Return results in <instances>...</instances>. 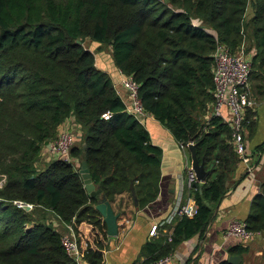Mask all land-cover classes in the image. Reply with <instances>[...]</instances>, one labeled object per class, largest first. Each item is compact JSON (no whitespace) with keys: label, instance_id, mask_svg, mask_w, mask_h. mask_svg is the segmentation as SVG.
<instances>
[{"label":"trees","instance_id":"1","mask_svg":"<svg viewBox=\"0 0 264 264\" xmlns=\"http://www.w3.org/2000/svg\"><path fill=\"white\" fill-rule=\"evenodd\" d=\"M249 7L253 14L246 23ZM247 35L256 49L251 80L263 95L264 0H0V264H77L49 213L72 226L86 264L104 262L106 223L79 167L60 157L38 166L43 144L71 115L83 134L70 155L87 162L110 203L123 193L133 202L131 186L137 208L159 195L162 148L151 143L109 74L95 65L85 37L110 45L115 65L137 84L144 110L180 143L193 139L209 171L190 188L198 213L159 227L143 244V264L203 233L214 214L206 201L220 203L240 160L232 126L212 114L213 53L217 39L236 50ZM253 115L248 107V128ZM246 221L251 230L264 229V194L254 197Z\"/></svg>","mask_w":264,"mask_h":264},{"label":"crops","instance_id":"2","mask_svg":"<svg viewBox=\"0 0 264 264\" xmlns=\"http://www.w3.org/2000/svg\"><path fill=\"white\" fill-rule=\"evenodd\" d=\"M109 52L95 54V65L109 74L127 105L130 101L128 90L120 83L122 75L113 61L111 48ZM252 88L254 125L252 128L245 126L244 131L247 159L239 155L240 160L228 181V190L220 203L214 205V214L205 231L182 241L171 253L173 259L169 264H220L231 255L240 256L239 264H264V229L250 240L227 233L231 221L248 218L254 197L264 188V147L261 148L264 143V94L258 91L256 81ZM75 120L71 115L62 125L75 132L77 142L83 129ZM140 122L147 129L151 143L162 148L160 192L156 200L142 208H137L126 193L118 195L111 203L114 212L119 214L118 233L108 235L103 264H143L146 259L143 244L156 236L150 234L152 226L171 223L178 216L177 208L190 197L188 171L193 168V162L189 146L183 148L172 131L151 114ZM40 159L44 165L53 158L42 152ZM72 161L80 169L83 160L72 156ZM48 221L61 234L68 231L67 224L54 213L48 214ZM240 247L244 250L238 253L236 250Z\"/></svg>","mask_w":264,"mask_h":264},{"label":"built area","instance_id":"3","mask_svg":"<svg viewBox=\"0 0 264 264\" xmlns=\"http://www.w3.org/2000/svg\"><path fill=\"white\" fill-rule=\"evenodd\" d=\"M255 52V51H254ZM214 56V81H215V103L212 114L221 116L232 126V142L235 145L237 153L247 159L246 143H245V119L248 107H253L255 100L251 95L250 80L253 69L252 54L247 52L246 39L240 44L236 50H232L226 43L217 39ZM121 75H125L121 70ZM129 93L130 101L126 105L129 113H132L139 121L146 116L147 113L138 96V86L130 76H123L120 82ZM226 113L224 112V109ZM110 113H103L104 118H109ZM63 124V123H62ZM60 125L56 137L46 144V149L52 158H63L72 161L70 155L71 147L76 138L75 132L67 126ZM183 148L189 146V143H181ZM5 181L4 177L0 178V186ZM199 182L197 173L194 168L188 171L189 189ZM18 206L25 202L15 201ZM30 204V203H28ZM32 206V204H30ZM198 204L194 197H189L187 201L182 203L176 210V215L194 216L198 213ZM68 231L61 234V243L65 252L77 264L85 263L84 252L80 249L76 236L71 225H66ZM159 226L153 225L150 234L158 235ZM228 234L236 235L243 240L252 239L258 231L248 228L246 220L235 219L230 222L227 228ZM173 259L172 254L166 255L149 264H169Z\"/></svg>","mask_w":264,"mask_h":264},{"label":"water","instance_id":"4","mask_svg":"<svg viewBox=\"0 0 264 264\" xmlns=\"http://www.w3.org/2000/svg\"><path fill=\"white\" fill-rule=\"evenodd\" d=\"M83 147H86V143H83ZM189 149L191 151V155H192V165L194 170L197 173V177L199 179V181L204 182L209 175V171L206 169L205 167V163L204 162H200L197 152H196V144L193 142V139L191 140V142L189 143ZM79 173L81 174L83 183H84V187L86 189V191L90 194L91 197H98L97 199V203L95 204V208L101 213V215L103 216V219L106 223V227H107V235L109 236H114L118 233V217L119 214L114 212L111 203L109 202V200H107L105 198V196L103 195V193L101 192L100 188L96 187L95 184L93 183L92 179H91V175L89 173L88 167H87V162L85 160H83L81 162V166L79 169ZM131 193L133 196V202L135 205H137L138 201L137 198L135 196L133 187L131 186ZM262 194H264V188L262 191ZM206 204L211 206L212 208H214L210 202L206 201ZM22 208H24L25 210H30L32 208V206L28 203H23L21 205ZM240 256L238 255H231L229 260L231 263L233 264H239V260H240Z\"/></svg>","mask_w":264,"mask_h":264},{"label":"rangeland","instance_id":"5","mask_svg":"<svg viewBox=\"0 0 264 264\" xmlns=\"http://www.w3.org/2000/svg\"><path fill=\"white\" fill-rule=\"evenodd\" d=\"M252 14H253V12H252V9H251V7H249V9H248V12H247V15H246V19H245V21H246V23H247V20H251V17H252ZM196 20V19H195ZM198 21V20H197ZM246 43H247V52H248V54H252V53H254V51H253V45H252V40L250 39V37H248V35H247V38H246ZM83 45L85 46V47H88L93 53H94V55L96 54V55H98V54H109L110 52H109V50H110V45L108 44V43H106V42H104V43H99V42H96V41H93L92 39H90L89 37H85V38H83ZM125 77V75H122V77ZM122 77H121V79H122ZM120 82H121V80H120ZM252 85H253V80H250V88H251V90H253V88H252ZM75 122H78L77 120H75ZM74 126V125H73ZM80 126H81V124H80ZM54 139V138H53ZM52 140V139H51ZM50 141V140H49ZM75 141L76 140H74V143H75ZM46 144L47 143H45V144H43V146H42V148H41V154H42V152H45V154L46 155H49L48 153V151H47V149H46ZM73 146V145H72ZM40 158H41V156H40ZM39 158V161H38V166L39 167H42V162L43 161H41V159ZM0 178H1V176H0Z\"/></svg>","mask_w":264,"mask_h":264}]
</instances>
